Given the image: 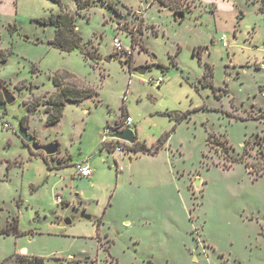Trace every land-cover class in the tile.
I'll list each match as a JSON object with an SVG mask.
<instances>
[{"label": "rangeland", "instance_id": "374dc122", "mask_svg": "<svg viewBox=\"0 0 264 264\" xmlns=\"http://www.w3.org/2000/svg\"><path fill=\"white\" fill-rule=\"evenodd\" d=\"M76 1L0 0V83L14 98L0 110V228L18 225L0 233V264L18 255L44 264H264V0H93L82 9ZM61 10L75 15L97 58L48 43L54 27L38 18ZM131 29L144 49L131 46ZM56 71L97 94L65 102L47 126ZM159 76L160 85L149 82ZM123 105L147 146L169 132L157 153L101 148ZM174 111L189 114L177 123L163 114ZM20 120L70 165L49 170V156L24 144ZM85 159L92 183L73 165Z\"/></svg>", "mask_w": 264, "mask_h": 264}, {"label": "trees", "instance_id": "16d2710c", "mask_svg": "<svg viewBox=\"0 0 264 264\" xmlns=\"http://www.w3.org/2000/svg\"><path fill=\"white\" fill-rule=\"evenodd\" d=\"M59 1V0H58ZM93 0H78L76 1V7L78 9L86 8L92 4ZM160 2L163 5H167L164 0H160ZM108 5L110 8H112L115 12H118V8L115 6V3L108 1ZM170 7H172L169 4ZM174 12V17L177 20H180L184 13L182 11L177 12V10H173ZM177 15H180V18H177ZM38 22L45 24V25H51L54 27V34L53 36L48 39V43L60 50V51H65V52H71L73 50H80L85 57L88 58H97L96 55L88 50L85 49L84 45L82 44V38L81 35L76 28L75 25V15L66 11V10H61L57 13L51 12L48 16L46 17H41L38 18ZM129 36L131 39V46L139 44V41L136 37V32H134L132 29L129 32ZM140 49H144L143 44H139ZM5 59V55L0 52V61ZM207 71L204 73V76H211V70L207 66L206 67ZM70 75L66 72H59L56 71L53 76H52V81L55 87V90L53 93H51L48 98L45 101V112H46V119H45V124L47 126H53L55 125L59 119L62 116L63 113V107L65 102L67 101H74V102H79L82 101L83 99L87 97H94L96 95V91L92 88H84L78 86L74 82H69L67 81ZM207 77H205L206 79ZM207 81V84H212V79ZM0 101H3V95L0 91ZM29 112H32L33 107L28 106ZM163 114L172 117L175 122H180L184 118H186L189 114V111L187 112H164ZM121 115L124 116L126 115L125 113V107L124 105L121 107ZM20 126L23 129H26L27 127L23 125V121L20 120ZM112 125L110 123H106L105 125V130ZM169 137V132H164L163 134L160 135V137L157 139L156 143L153 144L152 146H147L144 142L140 141H135L133 145L127 147V154L128 152H142L144 154H155L158 152V150L161 148L163 143L168 139ZM219 145L223 146V149L228 152L229 146L226 144V140H220L217 137H215ZM27 145V143H24ZM30 154H33V151L29 149ZM112 151V150H111ZM244 153H247L246 150V145H244ZM244 155L235 157V156H229L231 162H237V161H242ZM246 166L249 167V164L246 163ZM250 172L252 171L251 169L249 170ZM264 171V169H263ZM264 173V172H263ZM10 229L15 230V232H18V225L13 224L12 226H6L3 228H0V233L2 234H7L9 233ZM19 234H22L19 232ZM19 260L17 259V264H44V260L42 257L39 256H26V255H18Z\"/></svg>", "mask_w": 264, "mask_h": 264}, {"label": "water", "instance_id": "95a60500", "mask_svg": "<svg viewBox=\"0 0 264 264\" xmlns=\"http://www.w3.org/2000/svg\"><path fill=\"white\" fill-rule=\"evenodd\" d=\"M177 18H180V15H177ZM110 56L107 57V61H109ZM146 66L142 65L137 70V73L140 75H144L146 73ZM0 91L3 95V101H0V110H4L6 105L11 103L14 98L11 96V93L0 83ZM18 133L22 140L25 143H29L31 149L36 151H42L46 156H49V162L53 163V155L58 151V145L56 142H47L42 144H35V139L32 134L28 133L21 126L18 129ZM111 136L129 142L130 144H134L135 142V132L131 127H126L122 130H116L111 134ZM199 179H196V183H198ZM85 218L90 219V215H84ZM66 223H69V220H66Z\"/></svg>", "mask_w": 264, "mask_h": 264}, {"label": "built area", "instance_id": "2783aa9c", "mask_svg": "<svg viewBox=\"0 0 264 264\" xmlns=\"http://www.w3.org/2000/svg\"><path fill=\"white\" fill-rule=\"evenodd\" d=\"M225 44V43H224ZM112 45L115 49H118L121 46L120 40L117 37H114L112 40ZM151 84L160 85L163 82V78L161 76L157 78H152L149 81ZM133 124V119L129 115L120 116V118L112 124L111 127L105 130V134L102 136V147L107 148L108 150L118 151L122 153L127 152V147L133 145L127 141L117 139L111 134L116 130H122L126 127H131ZM2 125L5 128H9V123L7 121H2ZM76 171L81 177H88L91 174V168L84 164L83 162H79L75 165Z\"/></svg>", "mask_w": 264, "mask_h": 264}, {"label": "crops", "instance_id": "0c3cea01", "mask_svg": "<svg viewBox=\"0 0 264 264\" xmlns=\"http://www.w3.org/2000/svg\"><path fill=\"white\" fill-rule=\"evenodd\" d=\"M143 16V15H142ZM125 113L127 114V115H129L128 114V112L125 110ZM130 116V115H129ZM133 119V118H132ZM106 123H110V122H106ZM111 125L113 124V123H110ZM132 125H134V120H133V124ZM131 125V126H132ZM27 127V129H28V126H26ZM132 129H133V127H131ZM105 131V130H104ZM135 132V131H134ZM39 143H44V142H41V141H39V140H37ZM135 141H140V142H143V141H141L139 138H137V136H136V134H135ZM53 142H55V141H53ZM47 143V142H46ZM58 145V144H57ZM101 148H103L102 146H101ZM120 153H122V152H120ZM144 154V153H143ZM31 156H33V154H30ZM148 155H153V154H148ZM35 156V155H34ZM42 157V156H41ZM43 158V157H42ZM70 158V156H68V157H66L65 155H63V154H61V151L59 150V145H58V151L54 154V157H53V163L51 164L50 162H49V160H48V162H46L45 161V159L43 158V160L45 161V163L47 164V167H48V169L49 170H51V169H53L54 168V166H57V168H60V169H63L64 167H67L68 165H70L69 163H68V159ZM129 160L131 161L132 160V158L131 157H129ZM84 164H87L90 168H91V166H90V164H89V161H88V159H85L84 161H82ZM77 163H79V162H76L75 164H73L74 165V168H75V165L77 164ZM75 171H76V168H75ZM76 174L78 175V173H77V171H76ZM75 174V175H76ZM92 174H93V171H92V168H91V174L88 176V177H81V176H79V178H85L89 183H92ZM126 221V220H125ZM126 223H128V221L126 222Z\"/></svg>", "mask_w": 264, "mask_h": 264}, {"label": "flooded vegetation", "instance_id": "af4514ba", "mask_svg": "<svg viewBox=\"0 0 264 264\" xmlns=\"http://www.w3.org/2000/svg\"><path fill=\"white\" fill-rule=\"evenodd\" d=\"M141 66H142V65H141ZM141 66H140V67H141ZM144 66H146V69H147V65H144ZM34 143H36V142H34Z\"/></svg>", "mask_w": 264, "mask_h": 264}]
</instances>
